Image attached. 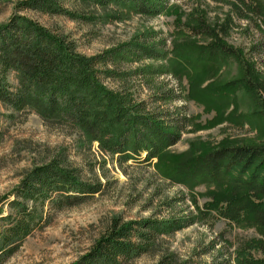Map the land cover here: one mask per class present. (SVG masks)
I'll return each instance as SVG.
<instances>
[{
    "label": "trees",
    "instance_id": "trees-1",
    "mask_svg": "<svg viewBox=\"0 0 264 264\" xmlns=\"http://www.w3.org/2000/svg\"><path fill=\"white\" fill-rule=\"evenodd\" d=\"M76 1L103 11L110 6L125 7L149 17L166 12L169 6V0ZM231 2L232 12L237 16L260 21L262 18L264 22V0ZM18 9L65 16L84 23L103 22V15L96 11L70 9L64 0H22ZM178 16L179 13L177 19ZM106 17L110 21L121 19L117 12L108 13ZM232 21L230 14L221 26L223 32ZM207 26L201 21L195 28L199 33L218 37L217 28L208 26V29ZM152 36L149 34L142 40L122 43L90 56L79 52L69 36L25 15H15L0 24V102L12 110L6 118H13L15 113L24 110L35 112L51 124L75 131L78 142L88 146L97 143L102 152L121 166L129 162L148 163L172 184L193 187L205 183L211 188L207 192L209 200L205 209L198 206L194 197L197 215L130 221L122 216L110 218L73 264H129L144 255H159L158 264H194L191 259L180 260L175 252L164 249L163 238L214 213L231 226L254 228L259 234V237L239 243L236 264H264V144L212 146L193 142L185 152L171 153L169 149L182 139L189 118L182 107L165 106L181 96L159 78L172 75L182 80L183 76L194 75H189L185 64L173 69L168 64L166 41L155 43ZM175 52V60L202 69L197 76L204 78L211 67L199 63L201 60L214 61L222 55L241 62L240 51L218 39L194 49L193 58L181 49ZM143 60L161 64L123 68V65ZM243 72L240 77L217 85L213 90L222 97L245 91L260 104V119L264 122V99L257 88L263 84L251 80L248 70ZM11 73L17 80L15 86L9 82ZM106 79L120 82L121 87L109 88ZM145 87L151 90L146 98L141 97ZM193 89L191 96L195 94ZM3 117L0 113V143L6 135L1 123ZM61 158L57 155L25 170L12 193L15 198L9 200L12 194L4 197V202L9 201L10 210L5 214L0 207V264L16 252L34 230L48 223L43 213L46 205L58 210L81 204L104 191L102 181H84L77 170ZM176 200L181 202L183 198L168 201V209L174 208Z\"/></svg>",
    "mask_w": 264,
    "mask_h": 264
},
{
    "label": "rangeland",
    "instance_id": "rangeland-1",
    "mask_svg": "<svg viewBox=\"0 0 264 264\" xmlns=\"http://www.w3.org/2000/svg\"><path fill=\"white\" fill-rule=\"evenodd\" d=\"M21 1L0 0V24L8 22L15 15H25L69 36L76 43L77 50L86 55H96L122 43L142 40L149 34L153 35L155 43L166 41L170 58L168 64L173 69L185 64L189 75H194L183 76L182 80L172 75L159 78V81H166L181 96L165 106L170 109L182 107L189 118L182 139L169 149L171 153H183L193 142H206L212 146L264 144L260 104L243 90L231 92L225 97L217 96L213 90L217 85L240 77L246 69L251 80L263 84V87L259 85L257 88L264 99V22L262 18L260 21L237 16L232 12L233 0L226 3L169 0L167 11L154 17L130 12L125 7L110 6L103 11L101 8L83 6L76 0H64L70 9L96 11L103 15V22L95 24L39 11H20L18 6ZM105 12H117L121 19L110 21ZM230 14L233 21L223 32L221 26ZM201 21L211 29L216 27L218 37L199 33L195 26ZM217 39L233 47V50L240 51L241 62L222 55L214 61L201 60L199 63L211 67L210 73L204 78L197 76V72L202 69H194L192 64L175 60L176 50L192 54L193 58L196 55L194 49L217 42ZM151 63L161 64L143 60L123 65V68ZM9 82L13 86L17 84L14 73L9 74ZM105 84L113 89L121 87L120 82L112 79H106ZM191 89L196 95H190ZM150 93L151 90L145 87L141 97L146 98ZM0 113L4 115L1 123L6 132L0 143V207L5 214L10 208L9 201L4 202V197L15 191L23 172L57 155L76 169L84 181L100 180L104 183L101 194L81 204L58 210L46 205L43 213L48 223L27 236L19 249L2 264H73L86 252L92 240L112 217L122 216L130 221L186 216L191 213L197 215L194 197L201 209L206 208L209 200L207 192L211 189L208 184L201 183L193 187L172 184L148 163L129 162L121 166L110 155L102 152L97 143L92 146L80 143L75 131L51 124L35 112L24 110L15 113L13 118H6L12 110L0 102ZM176 197L183 200H176L174 208L168 209L167 202ZM14 198L12 194L9 200ZM213 215L204 216L192 226L164 237L162 247L175 252L180 260L191 259L194 264H236L239 243L259 237V234L254 228L231 226L226 219L215 213ZM158 261L159 255H144L129 264H158Z\"/></svg>",
    "mask_w": 264,
    "mask_h": 264
}]
</instances>
